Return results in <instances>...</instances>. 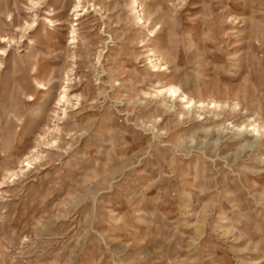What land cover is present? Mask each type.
I'll return each mask as SVG.
<instances>
[{"label":"rangeland","instance_id":"rangeland-1","mask_svg":"<svg viewBox=\"0 0 264 264\" xmlns=\"http://www.w3.org/2000/svg\"><path fill=\"white\" fill-rule=\"evenodd\" d=\"M2 41L0 264H264V0H0Z\"/></svg>","mask_w":264,"mask_h":264},{"label":"bare ground","instance_id":"bare-ground-1","mask_svg":"<svg viewBox=\"0 0 264 264\" xmlns=\"http://www.w3.org/2000/svg\"><path fill=\"white\" fill-rule=\"evenodd\" d=\"M72 34L74 35V29H72ZM4 42L5 41H2V42H0V44H2ZM3 52H4L3 50H0V54H2ZM39 88L43 89V86H40ZM165 93L168 94L169 97H172L175 99L178 98L179 102L184 104V108L187 110H192L195 107L192 100H189L185 94H183V95L180 94L182 92L179 88H175V87L169 88ZM160 94H163V92H161ZM62 100H65L67 102L65 94H63V96H62ZM252 130L256 131L255 129H252Z\"/></svg>","mask_w":264,"mask_h":264}]
</instances>
